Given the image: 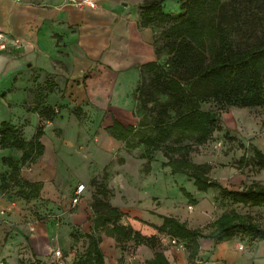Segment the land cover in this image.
Segmentation results:
<instances>
[{
  "label": "crops",
  "instance_id": "obj_1",
  "mask_svg": "<svg viewBox=\"0 0 264 264\" xmlns=\"http://www.w3.org/2000/svg\"><path fill=\"white\" fill-rule=\"evenodd\" d=\"M95 2V8H77L67 0H0V32L13 42L0 50V124L7 122L19 127L23 140L29 141L38 127L27 131L23 124L33 114L39 117L41 109L31 112L24 99L34 81L42 80L45 73L54 78L55 83L62 82L59 95L73 101L74 112L81 110L87 99L99 97L105 101L101 113L109 114V120L99 131L97 146L100 150L112 155L121 147L126 152L137 147L136 144L127 149L125 141L115 139L106 128L112 125L113 119L123 126H137L142 120L134 124L118 115L132 111L131 94L142 73V65L159 60L155 53L156 34L150 26L141 24L138 5L143 0ZM59 37L63 40L62 47L56 46ZM60 49L66 55L62 61L64 66L57 60L51 62L53 58H50ZM53 91L49 86L46 94L53 95ZM46 132H50L49 128L46 131L42 128L39 141L43 145V154L36 158L39 163L33 164L36 169L48 156ZM131 138L128 141L132 142ZM27 150L28 146L24 150L0 148V173H4L5 168L10 169L7 176L22 193L29 192L26 181L39 184V192L33 193L34 196L26 193L31 199L50 196L55 200L58 192L52 184L40 183L42 175L37 170L20 169L21 165L36 160L22 162L23 151ZM156 152L161 154L162 161H166L161 152ZM8 158L16 164L17 171L19 169V177L23 178L21 183L15 180L16 176L10 175ZM159 167L160 173L156 168L151 172L143 171L146 174L143 184L150 188L149 194L148 190L143 194L151 195L150 200L155 198L154 206L136 204L134 207L126 201L127 196L125 200L119 197L109 201L122 214L116 224L130 231L128 236L120 238L107 233L106 228L93 229L97 213L89 205L86 188L79 201L71 203L73 191L80 183L72 187L67 203L58 199L62 206L58 213L62 217L60 221L32 219L27 211L21 210V201L10 204L4 194L8 188L0 189V264H57L55 250L62 253L59 264H72L86 257L90 234L99 238L98 247L104 264H264V239L258 236L235 235L221 241L202 236L213 230V222L224 212L213 201V189L198 191L192 178L182 173L171 174L170 168H162L161 163ZM4 176L1 174L0 180ZM117 178L116 192L120 195L140 182L137 174L126 175V171ZM178 180L183 183L179 187L192 196L194 203L180 192L176 185ZM3 182L7 181L4 179ZM183 200L188 202V207L185 208ZM164 217L175 218L187 229L197 230L202 235L175 237L181 245H172L168 239L173 236L167 231H158ZM73 227L83 234V242L76 246H72L77 237ZM239 244L242 249L238 248ZM72 248L79 250L76 255L72 254Z\"/></svg>",
  "mask_w": 264,
  "mask_h": 264
},
{
  "label": "trees",
  "instance_id": "obj_2",
  "mask_svg": "<svg viewBox=\"0 0 264 264\" xmlns=\"http://www.w3.org/2000/svg\"><path fill=\"white\" fill-rule=\"evenodd\" d=\"M175 1L178 4L176 12L165 11L166 0H143L138 5L141 24L150 26L155 34H158L155 38L157 59L162 55L166 57L162 63L157 60L142 65V74L148 72L152 75L150 83L153 90L166 97L155 110V117L151 119L153 135H145L142 130L146 125L144 122L147 119L146 114L137 124L139 128L133 125L123 126L113 119L112 125L106 130L115 139L125 141L127 149L136 146V143L128 141L129 137H139V143L144 145L141 158L145 159V172L150 171L152 154L159 151L166 158V161L161 162V167H169L171 174L182 173L192 178L193 185L198 191L205 192L217 188L220 194L232 199L234 203L264 205V184H251L241 190L222 187L209 177L211 166L208 163H194L186 157L191 150V144L167 142L173 133L196 135L200 143L207 140L217 128L218 115L214 110H201L202 101L211 99L224 105L242 108L264 104V33L255 44L238 46L234 43L233 37L244 22L230 2ZM170 69L173 70L172 73L168 72ZM180 72L186 73L187 80L194 88L187 90L184 87L182 78L174 74ZM140 87L137 89L141 90ZM148 92L145 94L144 103L151 101V94ZM152 108L147 112L154 110ZM170 110L175 112V118L166 122ZM52 112V108L48 106L39 110V114L46 118H49ZM41 136V126L36 128L29 141H25L21 137L19 127L7 122L0 124V148L24 150L25 146H28V150L23 151L22 162L32 163L43 154V145L39 141ZM174 154L179 157H174ZM251 159L264 169V154L257 147L253 148ZM9 164L10 175L16 176V164L11 160ZM25 186L31 196L40 189V185L33 182L26 181ZM179 190L189 202H195L183 187H179ZM96 192L101 196L107 194L104 188L100 187ZM92 207L97 213L93 229L106 228L107 233L116 234L119 238L130 234L128 229L116 224L122 214L108 201L93 195ZM107 224L112 226L109 227ZM158 231H167L171 236L178 238L202 235L197 230L187 229L183 223L172 217H164ZM235 235L258 236L264 239V232L259 229V224L252 217L238 214L233 210L224 211L213 222V230L202 236L221 241ZM88 238L84 264H104L98 247L99 238L92 234Z\"/></svg>",
  "mask_w": 264,
  "mask_h": 264
},
{
  "label": "rangeland",
  "instance_id": "obj_3",
  "mask_svg": "<svg viewBox=\"0 0 264 264\" xmlns=\"http://www.w3.org/2000/svg\"><path fill=\"white\" fill-rule=\"evenodd\" d=\"M222 1L230 2L237 9L241 21L244 22V25L238 28L234 34V43L241 47L255 44L264 33V0H254V2L248 0ZM166 2L164 4L165 11L176 12L178 10V4L175 0H166ZM4 36L5 48H7L13 42L5 34ZM53 36L55 37V34ZM155 36H158V34ZM53 41H55V38H53ZM62 43L63 40L59 37L56 41V46L62 47ZM65 57L64 51L60 49L57 54L54 52L50 58H53L51 62L54 63V60H57V63H61L64 66L62 61L64 62ZM165 58L162 55L158 61L162 63ZM168 72L172 73L173 70L170 69ZM174 74L182 78L181 82L187 90L192 89L193 85L187 80L186 73ZM151 78V73L144 72L140 74L131 94L134 104L132 111L128 114L118 115L125 121L135 124L146 114L147 119L144 121L146 125H144L142 130L145 135L150 136L153 135L151 119L155 117V110L159 108V104L166 100L164 95H160L153 90L150 83ZM49 86L54 90L53 95L46 94ZM61 86L62 82L56 81L55 83L54 78L43 73V79L34 81L33 88L24 99V104L31 112L44 106L51 107L53 112L49 118L43 115L36 117L33 114L23 124L28 129L27 131H30V128L32 131V128L39 125L44 131L49 128L50 132H46V134L48 133L49 142L47 139L46 141L49 149L46 161H42L38 169L33 166V164L39 163L38 159L32 164L27 163L20 167V169L24 170L26 168L30 172L37 170L42 175L40 183L47 182L52 184L58 192V196L54 200L50 196L40 198L38 196L35 199H31V196L26 194L28 193L27 191L23 192L25 194L23 195L17 188V184L15 185L13 180H9L7 175L10 169L5 168L4 173H0V175H6L0 180L2 183L0 189L8 188L7 191H4V194L9 198L10 204L18 200L21 201L23 203V206L20 207L21 210L27 211L32 219L45 222L55 218L60 221L62 217L58 213L61 211L62 206L58 199L67 203L71 196L72 187L76 183H83L86 188L85 195L90 197L89 205H92L93 195H96L108 202L113 199L118 200L119 197L124 198L123 200L127 198L126 201L134 207L137 206L136 204L148 205V207L149 205L154 206L155 202L153 201H155V198L150 200L149 197L151 195H147L150 192V188H146L145 184H143L146 179V174L143 172L145 159H141L144 145L139 143V137L130 139L137 144V147L131 151L126 152L124 147H121L117 153L112 155L103 152L97 146V142L99 131L109 120V114L101 113V110L105 109V101L99 97L87 99L81 105V110L74 112L73 101L66 100L62 95H59ZM137 87H140L141 90L137 89ZM147 92L151 94V101L144 103L146 101L144 97ZM148 107L150 109L153 107L152 109L154 110L147 112ZM200 109L205 111L214 110L218 115L217 128L207 140L204 143H200L196 135L173 133L167 142L191 144V150L186 157L194 163H208L211 166L208 174L222 187L237 190L251 184H264V169L256 165L251 159L254 147H257L264 154V104L258 107L242 108L224 105L209 99L200 102ZM75 113H78V115L76 116ZM174 118L175 112L170 110V115L165 121L168 122ZM174 157L179 156L174 154ZM162 160L164 159L161 154L154 152L151 156L150 172L154 171L155 168L159 173L162 172L159 167ZM125 161L126 165H124ZM124 171H126V175H129V173L137 174L140 182L128 188L129 191L126 193L120 190L121 193H124L120 195L116 192L118 189L116 181L118 179L117 176ZM115 178L116 180H114ZM4 179L7 182H3ZM22 179L19 177L18 169L15 180L21 183ZM176 185L178 187L183 186V183L178 180ZM99 187L104 188L107 194L101 196V194L96 192ZM145 190H148L147 194H143ZM212 196L215 205H219L222 210H233L236 213L252 217L259 224V229L264 232V205L255 207L234 203L232 199L220 194L217 188L212 190ZM183 202L185 203V208L186 206L188 207V202L185 200ZM73 231L76 232L77 237L74 238L72 246H76L83 242V234H80L79 230L74 227ZM77 251L79 250L76 249ZM84 263L85 259L83 257L80 261L72 264Z\"/></svg>",
  "mask_w": 264,
  "mask_h": 264
},
{
  "label": "built area",
  "instance_id": "obj_4",
  "mask_svg": "<svg viewBox=\"0 0 264 264\" xmlns=\"http://www.w3.org/2000/svg\"><path fill=\"white\" fill-rule=\"evenodd\" d=\"M68 2H70L73 6L77 7V8H81L84 6H89L91 8H95L96 7V2L95 0H68ZM5 49V36L3 33L0 32V50ZM85 190V185L80 183L78 185H76L74 191H73V195L71 197V203L72 204H76L79 199L81 198V195L83 193V191ZM169 243L172 245H181L180 241L178 239H176L175 237H169L168 239ZM239 249H242L243 246L241 244L238 245ZM72 254L76 255V250L72 249ZM55 258H56V263L59 264L60 260L62 258V253L60 250H55L53 252Z\"/></svg>",
  "mask_w": 264,
  "mask_h": 264
}]
</instances>
